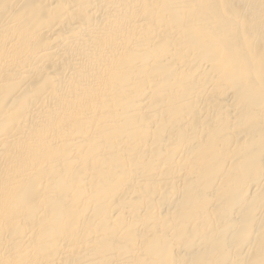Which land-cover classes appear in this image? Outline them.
<instances>
[{
	"label": "bare ground",
	"instance_id": "obj_1",
	"mask_svg": "<svg viewBox=\"0 0 264 264\" xmlns=\"http://www.w3.org/2000/svg\"><path fill=\"white\" fill-rule=\"evenodd\" d=\"M0 264H264V0H0Z\"/></svg>",
	"mask_w": 264,
	"mask_h": 264
}]
</instances>
